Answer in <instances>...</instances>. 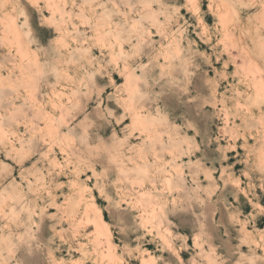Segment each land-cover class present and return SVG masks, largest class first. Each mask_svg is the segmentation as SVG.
I'll return each instance as SVG.
<instances>
[{
	"label": "rangeland",
	"instance_id": "obj_1",
	"mask_svg": "<svg viewBox=\"0 0 264 264\" xmlns=\"http://www.w3.org/2000/svg\"><path fill=\"white\" fill-rule=\"evenodd\" d=\"M263 10L0 0V264H264Z\"/></svg>",
	"mask_w": 264,
	"mask_h": 264
},
{
	"label": "crops",
	"instance_id": "obj_2",
	"mask_svg": "<svg viewBox=\"0 0 264 264\" xmlns=\"http://www.w3.org/2000/svg\"><path fill=\"white\" fill-rule=\"evenodd\" d=\"M198 16L201 18V20L203 22L208 24V19L210 17L209 13L208 14H201V15H198ZM198 16L193 15V19L198 21V19H199ZM38 18H41V16H38ZM29 29H30L29 30L30 33L33 36L34 41L36 43L40 44V45H42V42L44 40H48L49 41V40H51V38L47 37V38L43 39L41 37V35H40V31H37V30H44L45 32H49L48 34L51 35V36H52V34H53L54 30H55V28L53 26H51V24H43L41 22H38L36 26L31 25L29 27ZM215 68H216V66H215ZM113 71H114L115 74H111V75H107L106 74V76H103V83H101V81H99L98 84L102 88L101 89L102 91H101L100 94H102V92L106 91L107 89H109V93H112V89L115 88L116 78L119 77V74H118V72L116 70H113ZM95 97L96 98H100L101 101L103 100V96H101V95L96 94Z\"/></svg>",
	"mask_w": 264,
	"mask_h": 264
},
{
	"label": "bare ground",
	"instance_id": "obj_3",
	"mask_svg": "<svg viewBox=\"0 0 264 264\" xmlns=\"http://www.w3.org/2000/svg\"><path fill=\"white\" fill-rule=\"evenodd\" d=\"M124 77H125V75H124ZM86 215L89 217V219L92 223V227H93L95 232H97L98 234H102V235L107 233V230L104 226L106 221L102 216V212L100 211V209L96 205H87L86 206Z\"/></svg>",
	"mask_w": 264,
	"mask_h": 264
}]
</instances>
